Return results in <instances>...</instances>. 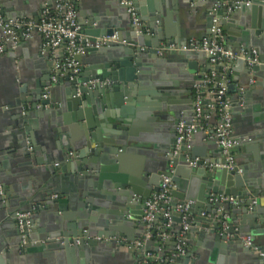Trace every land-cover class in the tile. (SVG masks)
Instances as JSON below:
<instances>
[{
    "label": "water",
    "instance_id": "obj_1",
    "mask_svg": "<svg viewBox=\"0 0 264 264\" xmlns=\"http://www.w3.org/2000/svg\"><path fill=\"white\" fill-rule=\"evenodd\" d=\"M168 1L133 0L144 28L148 31V33L139 35L132 31L130 41L134 42L133 47L122 46L120 44L121 35L117 34L118 42L97 48L95 41L114 35L117 23L95 15L87 18L88 22L79 20L81 33L85 36V41L90 44V47L85 48L81 54L75 57L80 71L77 75H70L73 79L66 75L63 78H57L55 83H51V72H49L41 81L35 82L34 88L28 90L27 86L23 84V87L12 90L0 98L1 104H12L13 106L9 125L14 126L13 130H15L9 135L10 142L3 148L0 155H12L16 159L18 170L21 172L30 171V166L42 164V161L36 158L40 150L36 146L37 143L40 144V135L49 137L43 139L44 142L41 143H44L43 146L51 148L48 141L52 140L50 136L52 132L48 128L49 122L52 121V124L54 122V113L51 110H46L45 106H49L55 101L52 98L54 94L61 93L62 111L58 114L62 115V119L56 123L59 141L54 144V150L48 156H44L43 162L53 165L55 160L66 161L69 159L72 162L59 172L80 173L79 180H83L89 175L92 180L104 181L106 189H117V192L107 195L110 202H113L115 210L105 211L104 214L100 210L103 207L99 202L100 195L95 189H98V185L93 181L82 183L78 181L74 193L66 197L64 196L65 192L62 191L63 194L52 202L56 205L46 203L48 210L61 211L59 200L64 199L70 209L78 211L77 217L72 216V219L70 217L55 219L54 224H49L45 228L44 235L41 236L46 244L55 242L60 245L59 249L65 251L66 254H77L86 258L90 251H94L98 247L97 242L86 239H82L78 245L72 246L68 237L81 236L85 228L89 229V233L93 235L104 237L127 235L129 241H133L128 236L131 232L129 228L134 226L135 222H139L142 234H144L143 225L140 224L144 203L152 193L158 190L163 176L171 177L175 184L171 193L173 204L183 200L194 201L187 213V223L190 227L187 238L190 239L191 234L197 233L200 237L206 236V238L212 239L218 247L224 248L226 245H233L234 249H241L243 254L248 255L250 250L243 248L242 238L252 236L254 241L255 237H260L262 242L260 250L264 252V140L257 143L258 151L253 155V167L256 170L255 179L254 176L244 171L239 174L240 168L237 165L236 157L233 169L230 171L218 168L209 171L201 167H189L183 159V153L172 157L174 140L172 146L161 153L157 167L150 168L143 174L130 173V175L126 172L125 165L128 154L136 152V144L139 143L133 134L137 126V119L140 118V111H147L148 114L157 113L162 119L167 122L173 121L175 125L176 117L180 112H184L188 120L189 115L192 114V99H186L182 103L172 100L176 97L177 92L174 89L177 87L175 84L163 80L155 84L158 91L149 92L144 89L143 80L148 68L153 67L163 72L177 68L181 73H188L183 77H188L190 74V82L191 80L200 81L204 77L194 76L198 75V65L205 66L200 70L201 73L210 71L207 59L200 52L157 56L156 49L161 44L184 42L180 28L174 27L172 24V20H175L173 12L166 10ZM187 1L188 6L193 4V0ZM248 1L249 5L246 6L245 3ZM200 2L203 1L197 0L194 6H198ZM221 2L223 4L219 9L218 16L223 33H226V43L229 49L236 51L241 47L245 49L257 48L260 65L254 66L251 70L247 68L245 71L262 75L264 73V47H260L257 39L261 33H264V0H221ZM236 2H241L237 8ZM206 4L208 9L203 17L204 24L201 26L203 32L200 38L209 35L212 25L213 1L209 0ZM47 6H50V3ZM245 16H249V18H244L246 20L244 23L242 20ZM37 19L35 18V20ZM239 21L241 22L239 23ZM0 37H2V32H0ZM261 39L264 40L262 37ZM261 39L258 40L261 41ZM83 59L86 60L84 63ZM242 65L243 62L238 60L231 70L237 71ZM216 69L219 68L216 67ZM233 75L236 76L237 72H234ZM96 79L110 80L113 85L90 87L88 82ZM46 87H49V98L41 100ZM229 89L235 91L236 88L232 84ZM10 100L12 102H9ZM152 100L155 101L152 102ZM144 102L148 103V106H143ZM38 103L42 106L40 109H36ZM28 105L30 109H27ZM238 106L239 104L235 102L232 112ZM104 107L117 110L113 113H104L101 112ZM39 120L43 122L42 126L39 125ZM259 129L255 130V134L257 133V137L261 138L264 133L259 132ZM193 139L188 143L190 148L193 145ZM235 147L229 151L230 155H233ZM28 148H32V152L27 151ZM71 149L77 150V158L67 156V152ZM203 150H209L211 157L208 160H200V165L203 162L206 165H225L227 163L226 157L214 142H207ZM189 156L190 161L195 159L191 149ZM171 170L173 173H170ZM36 172L39 171L36 170ZM49 172L54 173L53 170ZM39 173H33L36 180L33 186L37 196L30 198V194H26L14 203L12 207L14 217L20 209L27 205L36 201H44L53 193L60 191L52 179L47 180V175L40 177ZM185 180L190 181V193L185 190ZM198 182L200 183L199 194L194 197L193 188ZM3 195H0V203L5 200ZM219 197H225L227 200L223 203L217 200L211 201ZM230 198L235 200V204L229 203L228 199ZM222 206L224 209L220 210ZM137 210L139 211L136 212ZM225 214L228 215L226 229L222 230L220 222ZM99 215L104 218L97 220L95 217ZM128 216L130 222H124L122 218ZM108 220H113L111 226L108 225ZM174 221L179 223L180 220L176 216ZM196 228L207 229L208 232L207 234L198 232L195 230ZM177 230L180 228L178 227ZM27 239L29 243L32 241L30 234ZM62 240L63 244H61ZM168 242H172V240L169 239ZM29 243L24 246V250L30 247ZM150 244H153V241H146L144 248L135 249L140 261L145 259L147 263L153 261L151 257H147V247ZM110 245L115 247L116 243L107 242L104 248H109ZM156 251L157 248L154 249V252ZM171 252L173 255L174 247L171 248ZM159 258L163 259L164 255H160ZM2 259L3 257L0 256V262ZM176 262L189 264V255L171 256L169 264Z\"/></svg>",
    "mask_w": 264,
    "mask_h": 264
},
{
    "label": "crops",
    "instance_id": "obj_2",
    "mask_svg": "<svg viewBox=\"0 0 264 264\" xmlns=\"http://www.w3.org/2000/svg\"><path fill=\"white\" fill-rule=\"evenodd\" d=\"M202 1L203 2H200L196 7L194 4L197 0H193V4H190V6L187 5V0L168 1V8H166V10L173 12L175 20H172V24L174 27L180 28L184 41L191 38L195 40L201 39L200 35L203 32L201 26L204 24L203 17L207 12L208 7L206 3H208L209 0ZM48 3H50V6H47ZM76 3L78 21L82 20L83 22H88L87 18L94 15L99 18L115 21L117 23V29H115L116 31L114 34H120L122 40L134 43L132 40L130 41L132 29L130 27L129 18L124 9L120 6L119 0H78ZM52 5L53 0H0V11L6 20H35V18L39 19L43 9L50 8ZM247 17L249 18V16L243 17L242 22L245 23V19H248ZM240 22L241 21H239V23ZM234 27L236 28L237 26ZM0 32L2 31L0 30ZM226 37V33L224 32V45L229 48L226 43ZM261 37L264 38V33H261L258 39H261ZM2 39L3 37H0V41ZM258 39L257 42L260 47H264V40L261 39L260 41ZM248 40L250 39L248 38ZM252 49L258 51L257 48ZM64 57V45L54 52L48 49L44 51L42 48V38L39 34H33L29 39H23L18 36L17 47L12 49L11 45L7 44L4 52L0 54V98L7 95L8 92L12 90L23 87V84L27 86L28 90L34 88L36 81H41L51 72L52 65L50 64L52 61L54 59L62 60ZM85 61L86 60H84L83 63ZM235 63L236 62H233L231 68ZM204 67L205 66L198 65V75L194 76L206 75L208 72L201 73L200 71ZM245 70H247V67L245 63H243L239 70H231V72L227 74L230 85L234 84L236 88L235 91L229 89L231 98L235 102L239 96L238 88H244L242 94L243 104L239 105L232 112V136L236 146L233 149V156L234 158L236 157L237 165L240 168L239 174H242L244 171L254 176L255 179L256 170L253 167V155L258 151L256 148L257 143L264 140V135L258 138L256 135L257 133L255 134L257 128H260L259 132L264 133V73H262V75H257L252 71L246 73ZM234 72H237L236 76L233 75ZM184 74L188 73H181L177 68L168 72H163L150 67L143 80V87L149 92L158 91L155 86L158 81H169L171 84L177 86L174 87V89L178 92H176V97L172 98V100H177L182 103L186 99H192L193 85L198 82L192 80L190 82V74L188 77H183ZM251 79L254 83L250 85L249 81ZM253 86L255 87L252 88ZM61 96V93L54 94L52 98L55 101L51 105L45 107L46 110H51L54 113V122L53 124L52 121L49 122L50 126L48 128L52 132L50 134L52 140L48 141L51 148L49 149L43 146L44 143H41L44 142L43 139L49 138L48 136L42 137L40 135V144L37 143L36 145L40 148L36 158L40 159L42 164L30 166V171L21 172L17 169L18 164L12 155H0V187L2 189V195L4 193L3 197L5 199L0 203V256L3 257L0 264H169L170 257L173 256L171 252L173 242H160V240L156 238L147 240L153 241V244L147 247V257H151L153 261L147 263L146 259L141 261L138 259V253L135 250L136 248L132 247V244L141 240L144 235L142 234L139 222L134 223L135 227L131 226L129 228L131 232L128 236L132 238L133 241H129L127 235L104 237L90 234L87 228L83 229V231H87L92 237L122 240V242L119 243L111 241L116 243V246L110 245L109 248H104L107 242L100 243L95 241L98 243V247L95 248L94 251H90L86 258L80 257L77 254H66L65 251L59 249L60 245L57 243L50 242L46 244L43 241L41 236L44 235L45 228L49 224H54L55 219H62L63 217H70V219H72V216L78 214L77 210L75 211L68 207L64 199L59 200V207L62 208L61 211H55L53 209L48 210L46 208V203L48 205H56L52 204V202L63 194L62 191L65 192L64 196L66 197L74 193L78 181L81 183L84 181H93L98 185L99 190L97 188L95 189L100 195L99 202L103 205L100 210L103 211V214L105 211L111 212L115 210L113 202H110L107 195L117 192V189H106L104 187V181L98 182L96 179L92 180L89 175L87 178L79 180L78 176L80 173H71L69 171L59 172L67 167L68 163L72 162L69 159H66V161L55 160L53 165H48V163L43 162L45 159L44 156H48V154L54 150V144L59 141V132L56 123L62 119V115L58 114L62 111V103H60ZM154 101L155 100H152V102ZM9 102L12 101L10 100ZM144 104L143 106H148V103L144 102ZM27 109H30L29 105ZM12 110V104L0 103V153H2L6 145L8 146L10 142L9 135L15 131L13 130L14 126L12 127V125H9L10 113ZM116 110L117 109L114 108L104 107L101 112L113 113L116 112ZM139 115L140 118L137 119V126L133 134V136L139 140V143L136 144L137 151L128 154V160L125 165L128 174H143L144 171L157 167L160 162L161 153L172 146L175 137L176 125L173 121L167 122L157 113L148 114L147 111H140ZM213 124L214 119L207 122L204 129L194 135L193 145L190 148L191 153L194 154V158L208 160L211 157V152L209 150H203V148L207 142H214L211 139V127ZM39 125H43V122L40 120ZM243 149L247 150L244 151ZM27 151L32 152V148H28ZM70 153L74 155L71 156ZM77 154L78 152L75 149H71L67 152V156L69 157L77 158ZM36 170L40 173L36 172ZM50 170H53L54 173H50ZM33 173H39L40 177H45L47 175V180L52 179L57 184L60 191L53 193L44 201H36L19 210L32 211V227L29 232L32 241L29 243L30 247L24 250V247H21L20 234L16 227L12 207L14 203L26 194H30V198L37 196L33 186L34 183H36ZM199 189L200 183L198 182L193 188L194 197L199 194ZM185 190L190 193V181L188 180H185ZM54 196H56V198H54ZM138 211L139 210L136 212ZM102 215L96 216L95 218L100 220V218H104ZM129 218V216L123 217L122 220H124V222H130ZM112 221L113 220H108L109 226L112 225ZM258 223L257 221V224ZM178 224L179 223L175 222V231H177ZM195 230L205 234L208 232L207 229L196 228ZM73 238L75 237H68L69 240ZM253 243L259 249L262 246L260 237H255ZM185 247L186 254L189 255V264H264L263 259L251 250L248 252L249 254L246 255L243 254L241 249H234L233 245H226V247L221 248L218 247L212 239L206 238V236L200 237L197 233L190 235V239L188 238ZM141 248H144V246ZM155 248H157L156 252H154ZM160 255H164V258L160 259ZM175 264L183 263L176 262Z\"/></svg>",
    "mask_w": 264,
    "mask_h": 264
},
{
    "label": "built area",
    "instance_id": "obj_3",
    "mask_svg": "<svg viewBox=\"0 0 264 264\" xmlns=\"http://www.w3.org/2000/svg\"><path fill=\"white\" fill-rule=\"evenodd\" d=\"M78 0H53V5L50 8L42 10L38 20H6L0 11V30L2 31L3 39L0 41V54L4 52L7 44L11 45L12 49L17 47L18 36L23 39H29L33 34H39L42 38V48L54 52L62 45L65 46V57L62 60L54 59L52 61V69L50 75V82L55 83L57 78H63L69 75H77L80 71L79 64L75 57L81 54L85 48L90 47V44L85 41V36L81 33L78 24V17L75 3ZM213 6L211 10L212 25L209 35L205 38L195 40L193 38L184 41L183 43L161 44L156 49V54L163 57L172 53H203L207 59L210 71L204 75L203 79L194 83L192 96V114L189 115V120L184 112H180L177 116V123L175 127V137L172 149V157H177L183 153V159L189 167L205 168L211 171L213 168L226 169L228 171L233 169L235 159L229 151L235 146L232 136V109L235 101L229 94L230 82L227 74L231 70L233 62L238 60L245 63L246 67L251 70L254 66L259 65V54L256 49L239 48L232 51L224 45V33L220 24L218 16L219 9L222 7L221 0H212ZM120 6L124 9L129 18L132 31L139 35L148 33L144 28L139 14L134 6L133 0H119ZM241 2H236V8ZM246 6L249 2L245 3ZM118 42L117 36L114 34L111 37L99 38L95 41V47L99 48L105 44ZM122 46L133 47L134 44L121 40ZM218 67L219 69H216ZM220 70L221 74L217 71ZM251 79L249 84H253ZM90 87L94 86H111L113 82L110 80H91L88 82ZM49 87L44 89V94L41 100L49 98ZM239 96L236 102L239 105L243 104L242 94L243 87L238 88ZM42 106L38 104L36 109ZM47 107V106H45ZM214 119L211 139L216 146L221 150L226 157L225 165H206L203 162L199 164L200 160L195 158L190 161L189 150L190 141L194 135L202 131L207 122ZM73 156V153H70ZM173 173V170L170 171ZM175 188L171 177L163 176L159 184L158 190L150 195L145 201L143 208V216L140 220L144 228L143 238L134 244L133 248H141L145 242L151 238H159L160 242H166L169 239L173 242L174 257L186 255V243L188 241L187 235L189 224L187 223L188 210L193 204L190 200H183L176 204L172 202V190ZM2 189L0 187V195ZM56 198V196H54ZM225 202V197H219L211 201ZM230 204H235L233 198L228 199ZM254 204V202H253ZM222 206L220 210H223ZM179 218L178 227L180 230L175 232L172 229L175 226L174 217ZM228 215L222 217L220 226L222 230L226 229V220ZM15 222L18 233L20 234L21 247L26 246L28 242V234L32 227V211L24 210L18 211L15 215ZM82 239L94 240L100 243L103 242H122V240H112L103 237H92L87 231H83L82 235L70 239L71 244L78 245ZM242 246L246 249L256 253L264 261V252L254 245L250 236H246L241 240ZM63 244V240L61 241ZM149 257V256H148Z\"/></svg>",
    "mask_w": 264,
    "mask_h": 264
},
{
    "label": "trees",
    "instance_id": "obj_4",
    "mask_svg": "<svg viewBox=\"0 0 264 264\" xmlns=\"http://www.w3.org/2000/svg\"><path fill=\"white\" fill-rule=\"evenodd\" d=\"M217 73H218V74H221V71L218 70ZM229 94H230V93H229ZM230 96H231V94H230ZM172 231L175 232V229L173 228Z\"/></svg>",
    "mask_w": 264,
    "mask_h": 264
}]
</instances>
